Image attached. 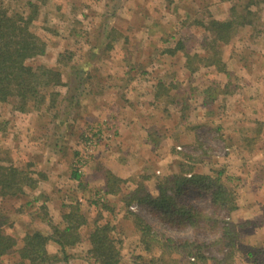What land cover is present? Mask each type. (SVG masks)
I'll list each match as a JSON object with an SVG mask.
<instances>
[{"label": "rangeland", "instance_id": "374dc122", "mask_svg": "<svg viewBox=\"0 0 264 264\" xmlns=\"http://www.w3.org/2000/svg\"><path fill=\"white\" fill-rule=\"evenodd\" d=\"M1 1L11 12L21 11L17 0ZM80 1L86 2L89 7L95 4L91 12L96 14L89 10L91 18L84 25L86 34L70 36L73 23H68L66 31H61L58 37L49 41L46 55L36 60L45 65H56L59 56L69 52L64 55V59L72 61V64L70 69L65 70V86L60 88L63 103L56 112L51 113L53 117L55 113L59 117L56 120L46 117L38 121L35 117L18 114L12 104L0 105V121L6 124L5 132L0 133V149L5 159L20 168L37 173L41 171L48 178L36 194L28 193L24 201L0 199V208L11 218L6 226L8 233L22 238L30 226L42 227L39 221H33L39 205L26 206V209L23 208L24 215L21 210H16L26 201L39 199V195L44 194L47 198L41 202L46 203L51 216L59 221L67 210L63 205L71 199L70 202L82 204L83 211L90 217L89 221L100 212L103 215L102 223H113L118 239L125 243L122 264H132L142 250L136 248L133 224L123 218L126 212L119 198H110L111 211L101 212L87 202L103 186L102 168L111 170L124 180L140 175H175L180 171L181 164L187 167L180 155L188 153L198 160L193 161L192 165L202 174L210 175L213 171L225 170L226 181L236 190L239 208L231 219L242 236L238 263L244 264L243 256L248 251L259 252V258L264 262V141L249 154L242 148V134L239 133L242 129H254L260 120L264 122V92L261 94L255 88H250L246 91L247 100L243 106L234 105L239 102L238 98L228 97V107L233 106L228 110L223 108V98L206 108L202 106L203 91L214 83H220L222 87L228 81L233 85H241L243 78L238 70L239 62L245 57L250 58V53L257 52V47L258 53L264 56V43L252 45L250 37L255 35L254 32L247 30L246 34V31H241L231 45L224 48V58L231 68L229 79L206 68L190 77L184 68L182 52L173 58L162 53L164 49L176 45L169 42L163 45L164 39L169 35L168 40H171V36L176 33L177 39H186V47L192 49L193 53L197 50L202 53V47L190 41L192 34L197 36L201 33L189 25L187 19L192 20L202 11L206 16L207 10L211 13L210 17L224 20L230 15V1H226L227 4H221L220 0H173V4L168 0ZM104 4L109 9L107 14H101L104 17L102 19L96 5ZM175 5H178L177 10ZM259 8L261 18L254 25L257 31H263L264 2L260 3ZM72 17L82 19L76 14H72ZM53 19L49 17V21ZM49 23L53 26V22ZM159 23L162 29L158 28ZM112 27L118 28L121 35L126 37H116L113 41V37L107 35V29ZM256 63L253 60L250 62L253 72L248 78L251 84H262L264 91V68L257 67ZM131 64L136 70L127 74ZM142 71L147 74L144 75ZM160 78L180 86L181 89L172 91L173 95L189 93L192 89L197 94L190 100L193 109L185 126L180 124L181 109L177 111L170 108L171 113H166L161 103L153 104L152 83L155 85ZM189 79L193 83L189 84ZM242 110L245 112L243 118L240 115ZM48 124H60V132L49 133L46 130ZM208 125L214 126L215 132ZM90 126L103 131L102 141L93 144L92 148L84 149L83 146L81 149L77 139L79 127L88 131ZM61 131L64 140H69L70 152L66 156L56 147L57 143L60 144ZM152 131L162 138L159 149L153 148L149 142ZM200 141L211 148L204 155L199 149ZM76 151L81 153L80 158L84 163L81 174L83 183L88 184L85 190L78 187L79 183L71 181ZM186 201L209 210L210 196L205 193L191 191ZM129 209L170 238L193 239L195 235L191 227L177 230L164 224L146 207L133 204ZM90 227L84 228L85 234H88ZM198 238L207 237L199 235ZM88 249L89 246L85 244L73 249L69 264H90L87 260ZM48 250L56 253L53 246H49ZM17 257L18 253H13L3 258L2 263L15 264Z\"/></svg>", "mask_w": 264, "mask_h": 264}, {"label": "trees", "instance_id": "16d2710c", "mask_svg": "<svg viewBox=\"0 0 264 264\" xmlns=\"http://www.w3.org/2000/svg\"><path fill=\"white\" fill-rule=\"evenodd\" d=\"M17 1L21 11L15 13L0 0V105L12 104L14 111L18 114L35 117L38 121L46 117L56 120L59 117L57 113L54 117L51 113L56 112L63 103L60 88L65 86L64 72L70 69L72 61L64 59V55L69 52L61 54L56 65H45L36 60L46 55L49 41L58 37L61 31H66L68 23H73L70 36L86 34L84 25L91 18L90 12L91 9L94 10L95 4L89 7V4L80 0ZM168 1L171 4L174 3L173 0ZM220 1L221 4H227L226 1H230V15L226 19H214L210 17L211 13L209 14L207 10L206 16L202 11L192 20L187 19V23L201 33L197 36L192 34L190 41L202 47V53L198 50L193 53L192 49L186 47V39L182 37L177 39L176 33L171 36V40H168L169 35L164 39L163 45L168 42L176 43V45L175 47L171 45L162 53L173 58L178 52H182V57L185 59L184 68L190 77L206 68L213 69V72L229 79L231 68L224 58V48L230 46L235 36L241 31H246V34L247 30L254 32L255 35L250 37L252 45L264 43V30L257 31L254 25L261 18L259 7L264 0ZM177 8L178 5H175L176 10ZM96 9L99 10V16L104 19L101 14H107L109 6L96 5ZM91 13L96 14L94 11ZM72 14L80 15L82 19L73 18ZM50 16L54 18L52 21H49ZM49 22H53V26ZM158 28L162 29L160 23ZM117 29L116 27L107 29L109 33L107 35L110 38L113 37V41L116 37H126ZM256 49L257 52L250 53V58L245 57L239 62L238 70L243 78L241 85H233L234 83L228 81L223 88L220 83H214L202 93L204 108L223 98V108L228 110L233 107H228L226 102L228 97L238 98L239 102L236 101L238 103L234 105L242 104L243 106L246 105V91L248 92L250 88H255L261 94L264 92L261 88L262 84H251L252 81L248 78V75L253 72L250 65L252 60L254 63L257 62V67L264 68V56L258 53L259 47ZM129 66L130 71L127 74L136 70L134 65ZM141 69L144 70L143 67ZM142 72L144 75L147 74L145 71ZM191 83L193 81L189 79V84ZM152 86L153 104L161 103L166 113H171L170 108H175L177 111L178 108L181 109L180 124L185 126L190 120V111L193 109L190 100L197 95L194 94L195 91L193 89L189 93L179 91L180 93L173 95L172 91L181 89L180 86L173 82H166L163 78H160L155 85L152 83ZM235 110L237 111V107ZM240 115L244 117V110L240 111ZM208 126L212 132H215L214 126ZM5 128L6 124L0 121V133H4ZM60 128V124L46 126L49 133H55L57 130L60 132ZM79 128L77 139L81 149L83 146L84 149L92 148L93 144L97 145L102 141L101 129L96 130L90 126L88 131H85V128ZM90 133L92 136H89ZM150 133L149 142L153 148L159 149L162 138H158L154 131ZM239 133L242 134L240 139L244 145L242 148L251 154L264 141V122L260 120L256 122L254 129H242ZM61 136L58 140L60 144L55 145L61 149L60 153L66 156L70 152L69 140H64L62 131ZM199 143V149L203 151V155L211 149L204 142ZM80 154L79 151L74 152L71 181L79 183L78 187L85 190L88 184L83 183L81 166L84 163ZM180 156L187 167L181 164L180 171L169 176L140 175L124 180L111 170L102 168L103 186L99 187L98 193L93 194L87 202L101 212L102 210L111 211L110 198H119L118 201L126 212L123 218L133 224L136 248H140L143 252L132 264H239L237 256L240 253L238 248L242 244V236L231 219L232 214L239 207L236 190L225 179L226 171H213L210 175L202 174L192 165L193 161H198L194 156L188 153H182ZM45 181H48V178L43 172H33L9 163L0 149L1 200H23L24 197H28V193L36 194ZM129 183L133 186H127ZM191 191L210 196L209 210L205 207H195L186 201ZM39 196V199L33 198L29 202L26 201L21 205L22 207L19 206L16 209L21 210V214L24 215L23 208L39 205L33 221H39L42 227L31 228L30 226L22 238L8 233L6 226L11 218L0 208V264H3V258L13 253H18L15 264H69L72 259V250L82 244L89 246L87 260L90 264H122V250L125 243L118 239L112 222L102 223L103 215L100 212L95 219L89 221L90 217L83 211L82 204L70 202V199L63 205L67 210L60 217L61 220L56 221L51 216L46 203H42L47 197L44 194ZM133 204L148 208L160 221L176 227L177 230L191 227L195 234L193 239H174L160 233L138 214L130 211L129 208ZM260 211H262L261 207ZM90 225V231L85 234L84 228ZM199 235L207 238L200 239ZM49 246L55 247L56 253L49 252ZM259 256V252L248 251L247 255L243 256L244 264H264Z\"/></svg>", "mask_w": 264, "mask_h": 264}]
</instances>
